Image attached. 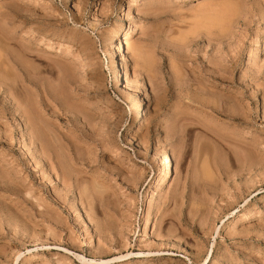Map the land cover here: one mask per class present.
Wrapping results in <instances>:
<instances>
[{
  "label": "rangeland",
  "instance_id": "374dc122",
  "mask_svg": "<svg viewBox=\"0 0 264 264\" xmlns=\"http://www.w3.org/2000/svg\"><path fill=\"white\" fill-rule=\"evenodd\" d=\"M79 255L264 264V0H0V264Z\"/></svg>",
  "mask_w": 264,
  "mask_h": 264
},
{
  "label": "bare ground",
  "instance_id": "6f19581e",
  "mask_svg": "<svg viewBox=\"0 0 264 264\" xmlns=\"http://www.w3.org/2000/svg\"><path fill=\"white\" fill-rule=\"evenodd\" d=\"M130 5H133V3L132 2H130ZM223 9H224V7H222ZM222 8H221V10H222ZM225 8H227V7H225ZM228 9V8H227ZM226 9V10H227ZM220 10V11H221ZM226 12V11H225ZM221 14H223V13H221ZM226 14V13H225ZM218 16H220L219 14H218ZM222 16V15H221ZM223 16H224V14H223ZM213 19H214V17H213ZM216 19V18H215ZM214 19V20H215ZM224 20V19H223ZM141 55H142V52H141ZM141 58H143V57H141ZM141 61H142V59H141ZM125 68L128 70V66L127 65H125ZM130 71V70H129ZM141 255V254H140ZM77 258L81 261V262H83L84 264H105V262L106 261H104V260H101V261H97V260H90V259H86L85 257H83V256H77Z\"/></svg>",
  "mask_w": 264,
  "mask_h": 264
}]
</instances>
